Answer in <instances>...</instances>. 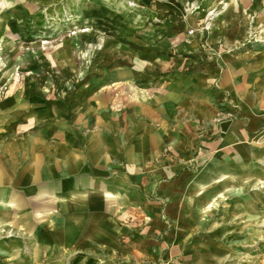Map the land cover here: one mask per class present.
<instances>
[{"label": "rangeland", "instance_id": "obj_1", "mask_svg": "<svg viewBox=\"0 0 264 264\" xmlns=\"http://www.w3.org/2000/svg\"><path fill=\"white\" fill-rule=\"evenodd\" d=\"M180 1L185 2L188 9L182 8L188 14L180 10L161 11L159 7L165 6V0H0V128L5 129H0V164L5 165L6 161L1 142L6 140L9 132L10 135L23 133L24 128L13 132L22 122H36L33 127H25V132L43 131L42 139L49 147L56 140V123L61 133L75 130L83 134L78 119L82 120L84 116L80 118L83 113H78L86 108V94L106 91V85L102 84L109 82L108 72L121 64V49L138 52L139 56L150 60L157 54L153 43L159 38L184 34L201 39L202 31H205L208 39L215 41L221 15L233 5L236 10L227 17L238 18L241 13L247 19L243 48L252 49L257 44L264 46V0H200L196 4ZM244 6L246 11L242 10ZM204 10L206 12H197ZM189 13H195L190 17L192 23L200 14L205 21L190 26L187 22ZM190 28L196 29L192 35L187 32ZM110 95L111 100L105 108L118 113L110 118L120 119L121 91L110 92ZM22 106L31 107L36 115L30 118L9 115ZM217 132V135H210L207 128L201 140L190 147H164L155 156H144L141 168L134 175L141 201L131 203L126 200L121 217L111 219V222L125 227L122 235L125 241H132L133 235L140 239L142 232H128L150 222L153 214L144 204L158 199L160 206L156 208V217L165 226L162 230H153L154 235H146L151 243H143L140 249H121V264L135 252L140 254L139 264H264V187L255 186V177L246 178L250 174L246 171L250 165L248 160L255 170H264V126L251 137L263 139L253 144L257 152L253 161L247 158L245 150L238 160L229 157L228 149L223 154L218 153V149L207 150L204 145L218 139L219 130ZM41 155L44 156L42 150ZM81 160L83 168L77 171L79 177L92 175L94 171L88 169L93 168L92 165L84 166L87 159ZM216 161L223 162L227 170L221 171L213 179L216 183L210 184L207 190L205 186L199 187L197 194L205 193L198 199L196 207L188 201L193 193H188L187 186L180 182L168 191V197L174 198L172 202L159 200L161 196L154 190L155 185L166 181L175 185L178 180L186 183L207 169H214ZM42 164L47 170L41 174L37 189L30 185L16 188L20 198L14 206L16 211L36 210L37 205L42 208L43 204L35 198V190L53 191L50 185L52 170L48 169L52 160L43 159ZM118 166L117 161L111 162L110 171H107L116 174ZM159 169H170L171 174L163 170L162 175H156L155 171ZM220 175H223L222 179H219ZM104 195L113 197L107 191ZM44 197L49 196L42 195L40 200ZM167 204L172 205L171 214L163 211ZM21 222L22 216L17 213L14 228L6 230L0 225V264H73L77 258L84 262L100 254V251L85 249L68 256L70 251L39 250L35 243L54 245L55 234L48 229L38 240L37 230L29 231ZM192 226L195 231L184 245L183 238ZM165 230L173 232L168 235ZM176 245L179 248L171 251ZM118 252L110 251L111 254Z\"/></svg>", "mask_w": 264, "mask_h": 264}, {"label": "crops", "instance_id": "obj_2", "mask_svg": "<svg viewBox=\"0 0 264 264\" xmlns=\"http://www.w3.org/2000/svg\"><path fill=\"white\" fill-rule=\"evenodd\" d=\"M198 1L187 0V3L196 4ZM165 2V6L159 7L161 11L180 10L188 14L182 8H187L185 2ZM245 6L242 7L244 11ZM230 8L221 15L215 41L209 40L205 31H202L203 39H192L184 34L159 38L153 43L157 54L150 60L142 58L138 52L121 49V64L108 72L109 82L102 84L106 85V91L86 94V108L78 113H83L80 118L84 116L82 120L78 119L83 134L75 130L61 133L56 123V140L49 147L42 139L43 131L25 132L24 129L33 127L36 122H22L13 131L17 133L24 128L23 133L10 135L9 132L6 140L1 142L6 161L5 165L0 164V225L6 230L14 228L18 213L22 216L23 227L29 231L37 230L38 240L42 232L48 229L55 234L56 244L35 243V248L39 250L70 251L68 256L85 249L100 251L99 255L84 262L77 258L73 264L79 261L82 264H121V249H140L143 243H151L146 235H154V231L162 230L165 226L156 217V208L160 206L158 199L144 204L153 214L150 215V222L133 227V231L128 232H142L140 239L133 235L132 241H125L122 238L125 227L111 222V219L121 217L126 202L141 201L134 175L141 168L145 155L155 156L164 147H190L201 140L208 128L210 135H217L219 130V138L205 144L207 150L218 149V153L223 154L228 149L232 160L242 157L240 153L245 150L247 158L252 160L257 153L253 144L263 140L251 137L264 126V46L257 44L252 49L243 48L247 19L241 13L238 18H228L232 10H236L234 5ZM195 13L187 16L190 26L205 21L200 14L192 23L190 17ZM116 90L121 91L120 119L110 118V115L118 116V113L105 108L111 100L110 92ZM9 115L13 118H30L36 115V111L22 106ZM0 129L5 130L3 126ZM82 158L87 159L84 166L91 164L93 168L88 169L94 171L83 178L77 172L83 168ZM43 159L52 160L48 169L52 170L53 181L50 185L53 191L48 192L43 188L35 190V198L43 204L42 208L37 205L36 210L16 211L14 206L19 202L16 188L30 185L37 189L41 174L47 170L42 164ZM116 161L120 164L117 167L119 172L111 174L110 163ZM248 162L250 165L246 171L250 174L247 173L246 178L257 179L258 176L264 179V170H255L251 167L252 162ZM216 164L214 169L209 168L186 183L178 180L175 185L167 181L155 185L154 190L161 196L159 200L172 202L174 198L168 197V191H172L173 186L180 182L187 186L188 193H193L188 201L196 207L198 199H202L205 193L197 194L199 187L202 185L206 189L210 184H215L213 179L221 171L227 170L223 162L216 161ZM163 170L171 174L170 169H159L155 174L162 175ZM106 191L113 197L105 196ZM45 194L49 197L40 200ZM52 195H55L54 198L50 197ZM163 211L171 214L172 205L167 204ZM194 231V226L186 231L184 245ZM171 232L165 230L168 235ZM178 248L179 245H176L171 251ZM113 250L119 252L111 254ZM129 255L130 259L124 264H139L140 254L135 252Z\"/></svg>", "mask_w": 264, "mask_h": 264}, {"label": "bare ground", "instance_id": "obj_3", "mask_svg": "<svg viewBox=\"0 0 264 264\" xmlns=\"http://www.w3.org/2000/svg\"><path fill=\"white\" fill-rule=\"evenodd\" d=\"M222 178H223V176H222ZM256 185L255 186H259V187H264V179H261V178H257L256 179ZM247 183V182H246ZM202 189V188H201ZM209 207V206H208Z\"/></svg>", "mask_w": 264, "mask_h": 264}, {"label": "built area", "instance_id": "obj_4", "mask_svg": "<svg viewBox=\"0 0 264 264\" xmlns=\"http://www.w3.org/2000/svg\"><path fill=\"white\" fill-rule=\"evenodd\" d=\"M187 32H188L189 35H192V34H194L196 32V29L190 28V29H188Z\"/></svg>", "mask_w": 264, "mask_h": 264}]
</instances>
